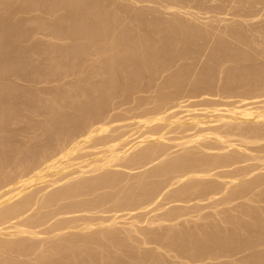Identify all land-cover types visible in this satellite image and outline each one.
Returning <instances> with one entry per match:
<instances>
[{
  "label": "rangeland",
  "instance_id": "1",
  "mask_svg": "<svg viewBox=\"0 0 264 264\" xmlns=\"http://www.w3.org/2000/svg\"><path fill=\"white\" fill-rule=\"evenodd\" d=\"M247 1L248 0H246L245 2H242V0H241V3H239L240 0H92V1H90V0H0V9H1L0 10V45L3 47V48L0 47V52H1L0 53V118L4 120V122L0 124L1 125L0 126L1 127L0 128V164H1V166H6L8 171L11 172V171H13L12 170L13 168L21 167V166H19L20 164H24V166H25V164L26 165L31 164L34 160H36L34 158H36L37 154L40 153L42 150L44 151L43 153H45V149L47 150V148H48L47 151H50V153H51V151L55 152L57 150L64 149V148L68 147L67 146L68 144L71 145V143H73L74 141L76 142L78 139H81V137H82L81 132L83 133L85 131V129L87 128V126H89L88 124L89 123L91 124L93 122H94L93 124H95L94 125L95 127H98L102 124L107 125L109 127L108 131H107L108 134H112V135L115 134V136H117L116 134L119 133V135H120V133L127 131L128 132L127 133L128 138H130V140H132L131 138L136 140L135 137H137V134L138 135L142 134V133H140V129H141V132H143L144 130H146V128L148 130L149 129L153 130L155 128V127L153 128V126H152V128H151V126H145V127L138 126V121H140V120L142 121L143 117H148L149 115H151L153 113L154 114L151 116L162 115V114L165 115V113L167 112L165 123H163V125L165 124L164 126H166V127L164 128L161 125L160 126L156 125L157 128L159 127V129H160V132H159V130H158V133L156 132V134H157L156 136H159L164 131L167 132V130L169 128H171L172 126H173V128L175 126H177L179 128V125L167 126L166 123L169 121V116L170 117L172 116V117L185 118V117H187V115H189V114L191 115L194 112L196 114H199V115L201 113L202 119L206 123H205V125H202L203 127L201 126L200 128H204V127L206 128L209 126L215 127V126H218L220 124H218V123L214 124L213 122H209V120L212 121L213 119L216 118L214 116V114H217V113L222 114V111L224 113L227 109L233 108V106L238 107V105L239 106L245 105L249 109L250 108L255 109V107H257V106L264 105V102H262V101H264V99H262V98H264V87L261 86V88H259V85H257V83L252 81L253 79L249 78L251 75V72H252V71L250 72V70H253V71H254V69L261 70L260 72L257 71L259 73V75H261L260 73H264V71H262V70H264V30H262V29H264V3H262L261 0H257V1H261V3L258 2V4H257V1H255L256 3H253L254 5L252 6L253 8L252 7L250 8V6H251L250 4L252 2H250V4H249L250 0L248 1V3H246ZM253 2H254V0H253ZM244 3H246V4H244ZM240 4L242 7H239ZM6 5H7V7H6ZM100 5H101V7H100ZM247 5L249 6V8ZM131 6H132V8H131ZM170 6L173 8H171ZM244 6L247 7V9L246 8L244 9ZM105 9H107V10H105ZM137 9H140V11L142 13L139 12V14H141V15L138 14L137 11H139V10H137ZM256 9H257V11H255ZM134 12L137 15V19H136L137 22L136 23L140 22L138 24L134 23L135 19H132L133 17L136 18V15H133V14H135ZM143 12H144V14H143ZM115 13L118 14L116 17V20H117V22L120 23L116 28L118 33L124 32L126 30L125 32H127L128 35L130 34L132 37H138V38L141 37V39H143V40H140V38H139V40L142 42L143 41L146 42V43H144V44H146V47L144 46L146 48V51L145 52L143 51L145 53V55L147 53H149L150 51H151L150 53L154 52V54H155V51H156L158 56L155 54L154 58L157 57V59L153 58V60H155V61L152 60V62L150 64V68H149L150 73L149 72L147 74L143 73L144 75L140 76L138 78V80H136V82L135 81L132 82L133 84L131 82H129V84L131 83L132 85L131 84L129 85L127 83L124 85L125 80H124V77L122 76V73H117V75L115 76L116 79L113 78L116 82L113 80L115 85L113 84V88H112L113 91L112 90H111L112 92L110 91L112 94L111 93L109 94L107 92L104 94V91L102 90V86H103L102 82H104L103 80H104L105 74L101 73V72L103 71L105 66L102 69L101 65L103 66V64L101 61H104V63H105V61H108L106 56L112 54L114 50H111V48H110L111 51L110 50L107 51L106 56L104 54L103 58L101 56L99 57L98 51L96 50L97 46H95L97 44V42L95 43V45L93 47V45H91L89 43V42H92L89 39L91 37L92 39L94 38L99 42H100V39H103L104 40L103 44H106V46L104 45L103 47H105L106 49L107 48L109 49V47H107L108 46L107 42H105V40H107V38H97L98 35L96 34V31L99 32V29L101 30L102 26L105 24V22H107L106 20L108 19L109 15L115 14ZM170 15H173V17L176 16V18L178 20L180 19V21H178V22L179 23L182 22V23H180V25H182V27L184 26L183 28L186 27L188 29L190 27L191 28L192 27L193 28L198 27L200 35L201 34L202 35L197 40H195V38H193L196 41V43L193 39H189V41L191 43H192V40L194 42L192 44L189 43L186 45L185 43H187L189 41L186 40V42L183 43L184 41L182 42L181 40H179V41H181V43L179 45L175 42L176 45H178V47L180 46L179 48L178 47L176 48L175 47L176 45L175 46L170 45V47L173 46L172 49L175 51H172L171 48L169 49V46L166 47L168 49L161 46L162 42L159 40L160 39L159 37L161 36V38L162 37L164 38V36H162L161 35L162 33L160 34L159 32L162 31L164 34V31H163V29H161L162 27L160 28L161 30H159L158 26L157 25L155 26V23L160 22V21L156 22L155 20L160 19L164 23L165 19H166L165 21L167 22V20L169 18H172V17H169ZM145 18H147V19H145ZM130 19L132 20V23H130ZM138 19H140V20L138 21ZM142 19H144V20H142ZM172 19L173 20L170 19L172 22L175 21L174 18H172ZM177 19H176V21H177ZM147 20H149V23H147L148 22ZM128 21H129V23H128ZM141 21H143V22L146 21L144 23L145 24L147 23V25L148 24L152 25L155 22L153 25L155 26V28L157 27L156 29L159 30L158 33L160 34V36H158L159 34L157 33L156 38H153L156 34L155 32H157V31L154 32L155 34H153V32H152L153 30L150 32H147L149 27L147 26L148 27L147 28L146 25H144V24L142 26L143 27L145 26V28L147 30L145 28H144L145 30H143V28H141L142 26L140 25ZM150 21H152V23ZM171 21H169V22H171ZM206 21H209L208 27L202 28V23L206 22ZM85 22L87 25L85 24ZM126 22L130 26L129 28H128V25L126 26L127 28L124 27ZM160 23H158V24H160ZM239 23L241 25L242 24H244V25L241 26ZM246 23H247V25H246ZM81 24L82 25L84 24L86 26H83V29H82ZM239 25H240V27H238ZM79 26H81V29L83 30L82 32L84 34H83V36L75 38L73 35H71L72 34L71 32H73L75 30H79V28H80ZM87 26L89 28H87ZM257 26H258V28H260L259 29L260 32H258L259 30L257 29ZM62 27H63V29H62ZM65 27L67 28V30ZM85 28H86V30L88 29L87 33H86ZM180 28H181V26H180ZM183 28H181V29H183ZM200 28H201V30H200ZM150 29H154V28L151 27ZM230 30H232V31H230ZM62 31H63V33H62ZM66 31H68L69 33ZM89 31H90V33H89ZM129 31H130V33H129ZM150 34L151 35L153 34V37ZM130 35H129V39H131ZM204 35H205V37H204ZM157 36H158V38H157ZM142 37H146V38H142ZM147 37H148V39H147ZM138 38H134V39H138ZM71 39H72V41H71ZM134 39H133V41H134ZM145 39H146V41H145ZM148 40H150V42ZM218 40H219V42L220 41L223 42V40H224V42H226V44L224 42L221 44L222 45L224 44L225 47L227 46V48H229V46H230V49L233 47L232 45H235L233 48H235L237 45L238 48H235V50L237 49L235 51L236 55L241 52L240 53L241 55L237 56V58L239 57L238 59H240V56L242 57L243 54H245L246 56L244 55V57L241 59V61L236 59V55H234V54H233V58H231L232 54L228 53L229 49H228V52H226L229 55L225 53V50L227 48H224V52H223V50L221 49V44L219 43L220 45H218V43H217ZM243 40H244V42H243ZM179 41H178V43H179ZM159 42H161V43H159ZM155 43L158 45L156 46ZM182 43L185 45L181 46ZM248 43L249 44L251 43V44L249 45ZM80 44L83 47L80 46L81 49H77L79 47H76V46H79ZM83 44L85 45V47ZM228 44H229V46H228ZM189 45L191 48L188 47ZM224 45H223V47H224ZM99 46H100V44H99ZM184 46H186L187 48ZM217 46H220V49L218 48V50H222V52L226 55L221 56V54H223V53H220V55H219L220 57L216 58V56L218 55V52L215 51L216 50L215 48H217ZM144 47H143V49H144ZM157 47H158V49H157ZM153 48L156 50L154 51ZM161 48H162V50H161ZM167 50H170V51H167ZM171 51H172V53H171ZM177 51H179V53ZM167 52L169 53L168 55H170V54L171 55L168 56L167 54H165ZM233 53H234V50H233ZM162 55H164V56L167 55L168 57L167 56L162 57ZM63 56H65V57H63ZM147 56L150 57L149 54H147ZM151 56L153 57V55H151ZM228 56H230V57L228 58ZM234 56H235V58H234ZM247 56H248V58H247ZM208 58H210V59H208ZM224 58H226V59H224ZM249 58H251V59L249 60ZM235 59L240 61V63L237 62L238 63L237 64ZM243 59L245 60V62ZM242 61L244 62L243 65L241 64ZM100 62H101V64H100ZM152 63H154V64H152ZM256 63L258 65V68L256 66ZM98 64H100V65H98ZM211 64H212V66H210ZM218 64H220V65H218ZM236 64H237V66L239 64H241V67L242 66L246 67V68L242 67L243 68L242 70H246L248 68L246 70V72L244 71L246 74L242 73V70H240L241 67L240 68L238 67L239 70L241 71L240 72L236 68L237 67ZM233 65L236 66L235 69H233L235 72L237 71L236 73H234L232 71V68H234ZM248 66H250V67H248ZM251 66H252V69H251ZM229 68H231L230 69L231 71L228 70ZM91 70H93V71H91ZM248 70H249L248 73L250 74V75L248 74L249 77L247 75ZM256 70H255V72H256ZM208 71H210V72H208ZM230 72H233L234 75ZM257 72H256V74L253 72L256 77L258 75ZM101 74H103V75H101ZM227 74H230V75L232 74L231 76H233V77L231 78V76H229ZM244 74L247 77H245ZM211 75H212V77L213 76L215 77V80H214V77L213 78L211 77ZM225 75L228 79L225 77ZM262 75H264V74H262ZM118 76H119V78H118ZM121 77H123V78H121ZM229 77H230V79H229ZM251 77L253 78V76H251ZM256 77L254 78L255 81L257 80ZM258 77L260 78V76H258ZM240 78H242V79H240ZM177 80L180 81V83L181 82L182 83L180 84L179 82H176ZM199 81H200V83H199ZM250 81L252 83H250ZM207 82H209V83H207ZM253 82L257 86V91L259 92L260 95L258 94V92H256V86L253 84ZM229 83H231V84H229ZM127 86H129V87H127ZM251 86L254 89L251 88ZM122 88H123V90H122ZM232 89H233V91H232ZM259 89H262V90H260L261 93H260ZM249 90H251V91H249ZM227 91H228V93H227ZM229 91L231 92L232 95L229 93ZM252 91H254V92H252ZM173 92L177 93L176 98H173L172 100H169V101L164 100V99H168L169 93H173ZM223 92H224V94H223ZM247 92L249 95H247ZM254 93H256V94H254ZM250 94L253 97H251ZM256 95L258 96V98ZM165 96H166V98H165ZM249 97L251 99H249ZM254 97H255V99H254ZM158 98H160V99L163 98L162 100L165 101V103L163 102V104H162V101H161V103H158V101H159ZM239 98H241L242 100ZM245 99H247V100L244 101ZM248 100L250 102H247ZM53 103H54V105H53ZM245 103L246 104L248 103V106ZM159 104H161V105H159ZM229 104H230V106H229ZM157 106L163 107V108H160L161 109L160 111L162 114L157 113V112H160L158 109L159 107H157ZM213 107H216V108L218 107L219 111L221 110L220 111L221 113L220 112H217V113L212 112ZM224 109H225V111H224ZM165 110H167V111H165ZM146 111L148 114H146ZM152 111H154V112L152 113ZM155 111H156V114H155ZM208 112H212V113H208ZM138 113H140V114H138ZM59 116H60V118H59L60 120L58 119ZM203 116H205L206 118ZM139 117H142V119L140 118L138 120ZM235 117L238 118V116H236V115H235ZM95 119H96V121H94ZM254 119H255V121H254ZM235 121H237V120H235ZM250 121H251V124H252V122H255L256 126H258V127L255 126V128H259L261 130H264V128H262V127H264V124L260 123V122L264 123V120H259L253 116ZM257 122H259V125L257 124ZM212 123H213V125H212ZM245 123H246L245 126L250 124L249 122H245ZM78 124L80 125L79 127H83V128H79ZM84 124H86V125H84ZM251 124L248 126V129H249V127L250 128L254 127V124H252V125ZM260 124H261V127H260ZM82 125H84V126H82ZM85 126H86V128H85ZM185 126L186 125L184 124V126L182 128L180 126L179 129L176 127L174 129L171 128L173 130L171 133L169 132V134H165V132H164V134L167 136V138H165V136L163 134V137H164L163 139H158V138L156 139L157 141H160L162 143H166V145H167L168 149L166 148V145L164 146L162 144L163 147H165L167 149L166 153L168 152L170 154L168 157H166V159H167L166 162H171L170 160L174 161L175 158L177 160L178 156L179 157L181 156L180 158H182L183 157L182 155H184V153H185L184 147H186V146H187V148H186L187 150L185 149L186 150V154L184 155L185 158H186V156H188V158H189L191 156V153L194 154L195 152L197 153V151L199 153L204 152V151L208 152V150H205V149L203 150V148L201 149V147L200 148H193V146L190 147V145H191L190 143H188L190 145H188V144L183 145V143L179 144V141L181 142L182 140H186V139H188V137H191V135H188V137L182 138L180 135H182L183 133H185V134H183V136L187 135V134H192L195 130H197L199 128V127L193 128L194 129L193 130L192 125L188 124L186 127ZM243 127H244V125H243ZM128 128L131 130H129ZM209 128H211V127H209ZM57 130H58V132H57ZM150 130H149V132H150ZM175 130H178V131H175ZM169 131H171V130H169ZM107 132H106V135H108ZM112 132H114V133H112ZM151 132H153V131H151ZM133 133H136V134H133ZM176 133L180 136V138H178V135ZM238 133L239 132H236L235 134H238ZM242 133H239V134L242 135ZM249 133L248 132L243 133L245 135V138H243L244 136L242 137L239 134H238L239 137L234 134L235 135V136H233L234 138H232V135H231V137L228 136L231 139L230 140L228 138L229 142H230L229 144H231L232 146L233 145H238V146L243 145L242 147H244V145H245V147L247 148L243 151V150H241L242 148L240 147L239 149L241 151H239V152L241 154H239L238 153L239 149H237L238 147H233L234 149L230 150V151H232V152H229L230 154H233L234 152H236L235 154H239L241 156H244V154H245V156L243 158L247 159V157H248L247 160H249L250 158L253 159L255 155H258V157L261 156L260 158L264 157V152L261 151V148L264 149V143H262L264 141L259 142V140H257L258 141L257 143L253 142V141H256V139L255 138L250 139L253 137H250L249 135H247ZM143 134H145V136L147 135V133H144V132H143ZM143 134H142V136L139 135L138 137H143L144 136ZM129 135H130V137H129ZM132 135H134V136H132ZM223 135H225V134L223 133ZM246 135H247V137H250V138L249 139L246 138ZM240 137L243 140H240ZM128 138H127V140L130 141ZM214 138H215V136H210V138H207V140H206V141H208V143L206 141H205V143L206 144H212L211 142H213L214 140L215 141L213 143H215L216 139H214ZM138 139H140V138H138ZM209 139H210V142H209ZM244 139H247V140H244ZM135 140H133V141H135ZM65 141H67L66 144H65ZM69 141H71V142H69ZM240 141L242 143L239 144L238 142H240ZM249 141H252V142H249ZM150 142H155V140H144L143 144H145V143L149 144ZM169 142H171V143H169ZM244 142H246V143L249 142V143L246 144ZM250 143L252 145H250ZM253 143L257 147L254 146ZM158 144H160V143H158ZM142 146H144V145H142ZM188 146H189V148H188ZM42 147H44V148L42 149ZM255 147L259 148V149H256ZM190 148H193V149H190ZM188 149H189V151L191 150L190 151L191 153L188 152ZM198 149H201L202 151H200ZM195 150H197V151H195ZM234 150H236V151H234ZM84 151H86V150H80L79 151L80 153H78V155L79 154L81 155V153H83ZM213 152L214 151H212L210 153H213ZM47 153H49V152H47ZM179 153H180V155H179ZM35 155H36V157H35ZM154 155H156L157 157H155ZM154 155H152V157L154 156L155 159L152 158L153 159L152 160L150 158V161L152 163L151 162L148 163L146 159H145V161H142L143 159L140 160V158H138L136 156V158L134 159L135 164H136V161L138 163H139V161L145 162L146 164L148 163L145 166H144L145 163H142V165H141V163L136 164V165H134V163H132L134 165V167H137V169H135L133 166L132 167L134 169L131 168V166H129V168L128 167L127 168H124V167L120 168L119 167V169H121V170H119V172H123L125 174H126V172H128L126 176H128L130 178V181L126 180L128 177L127 178H126V176L123 177L124 181H122V182H124V184L126 185L125 187H128V188L127 189L124 188V184H123V186H121V188L123 187V189H121L120 185L122 183L120 180L121 184H119V186L117 185L119 188V190H117L118 193L120 192V189L123 190L124 192H125V190L130 191L128 189L129 188L131 189L132 185H133V187L134 186L138 187L137 184L135 185V184L131 183V177H132L131 175L132 174H134V175L136 174V176H137L138 173H139V175H141L142 173H144L146 171H147L146 173H148V171L152 172V170L153 171L155 170V172H156L157 169H158L157 170V173H158V171H161V166L163 169L165 168L164 164H162V165L159 164V168H158L157 162H159V160L157 161V159H160V157L158 158L157 154H154ZM172 157H174V158H172ZM179 157H178V159H180ZM83 159L84 160L79 159V160L73 161V164L69 165L68 166L69 168L67 167L68 171H71V170H74L75 168H78V165H80V166L84 165L85 162H88V160L90 161V160L94 159V156H89V157H86ZM148 159H149V157H148ZM247 160H245L246 164L244 163V165H243V163H241V164L234 166L235 168L232 166L234 170H232V167H229L227 170L231 171V173H233L235 171L236 167H237V169H239L240 167H247L248 168V167H253V164H254V168H256L255 169L256 172H253L252 174H250L248 176H245V177L239 176L237 180H235L233 182H229L230 180H229L228 175L230 176L231 173L228 171H224V169H218L217 171H214L213 173H217L216 177L218 176V174H220L219 177L216 178L215 175H213V176L211 175L212 177L207 176V177H205V179L202 180V182H203L202 184H208V183L213 184V180H214V181H216V183L214 182V184H217V185L220 184L219 187L222 184H225L224 181H226V182H228L227 183L228 186L224 185V187H220V188H222L221 190L224 189L226 191V188H225V186H226L227 189L229 188L227 190L229 193L227 191L225 192L223 190L224 194L222 193V195L216 194L213 196H210V195L206 196V197L204 196V198L203 197L202 198H194V199H192V201L190 200L186 204H185V202L180 201V203L182 205L179 203V201L177 202L176 200H174L172 198V196H170V194L172 193L170 191L172 190L174 193V191H177L178 189H180L181 185L183 184L182 182L186 181V179L180 181L181 183H178L179 181L176 182L178 177H175L176 183L174 182L175 184L174 185L171 184L172 185L171 186V185H169V183L167 184V182L174 180V177L171 178L169 176V179H168L167 174H165L163 172H161L160 174L158 173V175H156L150 179L151 181L148 184L150 185V183L153 182V180H155V179L157 181L160 180L159 182L164 180L163 182L167 181L166 182L167 189L164 188L165 187V185H164L162 187L163 190L161 193L155 194L156 192L161 191V189L158 191L155 190V192L152 194L153 199H154V200L152 199V201H154V202H152L150 200V202L152 204H150V202L148 201L149 203L146 202L147 204H145L146 208L142 209L139 207L140 208V209L138 208L139 211L137 209H134V212L136 210L138 211V213L140 211H142L139 213L140 219H142L143 217H145V220L147 218H149V219L153 218V219H155L154 220L155 222L154 223L150 222L151 224L148 222V224H145L147 222L144 221V219H142L143 221L138 219L136 221V223L134 221L135 225H133L134 223H132V222L134 219L131 220L130 216L127 215L125 212V211L128 212V210L124 209L125 211H123V209H122L121 211H118L116 213V215L120 216L119 217L120 220H119V218L117 219L120 222H117V223L118 224L120 223V224L119 225L117 224V228H115L116 224L111 226V227H114L116 230L119 229V227L123 228L125 230V232L121 228H120V230H118V232L121 231L119 234H122V235H123V233L125 234L126 231L131 230V228H133V226H134L136 231H134L133 230L134 228H133L131 231L130 237L128 239L124 238L121 241L116 242L117 244H115V242H110L106 239H100V238H99L100 242L103 241L102 244L99 242V240L97 242H95V241L93 242V240L91 241V239H87V240L81 239V241L76 240V242H74V241L70 242L68 240V238L71 235H73L74 232L78 236L81 235L82 237L87 238L86 235L88 236L91 232L90 236H92V233L94 231V232H96V234L93 233V236L95 235L98 237L99 232L97 229L100 230V228H102V227L99 224L95 225L94 223H93V225H91L92 226V227H90L91 229H86V230L84 229L81 231H79L78 228L68 229V231L67 230L65 232L63 231L64 233H61V234L56 233L57 236L55 235L54 232L53 233H43V234L40 233L37 236H32V235H27V234L16 236V235L12 234L13 229H9V231H7V230L3 231L4 234L2 235V237L7 241H11V240L13 241L14 240L13 242H18L20 244H23V247L21 249L15 248V247L5 248V250L1 249L0 250V256L2 255V257H0V258L4 261H8L11 263L17 262V264L18 263H20V264H25V263L26 264H39V262L42 261L43 260L42 258H44V257H45L44 260L45 259L46 260L44 262H40V264H45V263L50 264L51 262H52L51 264H56L57 262H58V264H64L65 261H67V264L69 262H71V264L72 263L73 264H77V263L78 264H89V263L90 264H92V263L93 264H99V263L100 264H264V226H261V224L264 223V213H262V212H264V210H262V209H264V200H262V198H264V187H262V186L255 187L256 189L253 188L254 190H252L251 192L249 191L246 194H244L242 192H239V193L237 192L239 185H240L239 181L241 183H243L245 180L249 179L251 176L253 177L254 173H255L254 176L256 174H258V175L264 174V171H262V170H264V168H261V167H264V162H262L258 159H255V161L251 160V159H250L251 161L250 160L247 161ZM19 161H20V164H19ZM251 162H252V164H251ZM138 166H139V168H138ZM152 167L157 168V169H153ZM3 168H5V167H3ZM113 168H116V167H113ZM122 168H123V170H122ZM130 168H131V170H130ZM83 169L86 170V169H88V167H84ZM221 170L223 171L222 173L219 172ZM15 171H16V169H15ZM21 171L23 173H25L24 170H21ZM117 171H118V169H117ZM95 172H96V174H98L100 171H94V172H88V173L85 172V173L90 176L91 173L92 174L94 173L93 175H95ZM50 173L51 172H47V174H50ZM123 173H121V174H123ZM92 174H91V176H92ZM57 175H59V174H56L53 177H55ZM162 175H166V176L162 177ZM194 175L193 174L189 175L190 176L189 179L190 180L196 179ZM221 175H222V177H221ZM53 177L47 176L46 178L51 179ZM83 177H85L84 174H83ZM191 177H194V178H191ZM208 177H209V179H208ZM164 178H166V180ZM221 179H222V181L223 180L224 181L222 182ZM241 179H242V181H241ZM1 180L2 179L0 178V183H1ZM125 180L127 181V183L125 182ZM132 180H133V178H132ZM70 181H74V180L71 179ZM134 181H132V182H134ZM205 181H206V183H205ZM209 181H211V182H209ZM171 183H173V181H171ZM233 183H235V184H233ZM148 184L146 186H149ZM1 185L2 184H0V191L7 188V186H1ZM36 185H38V186L40 185V187H41L42 184L41 183L34 184V186H36ZM50 187H52V186H50ZM54 187H57V186H54ZM54 187H52L51 189H53ZM177 187H178V189H177ZM232 187H233L234 191L232 189L230 190V188H232ZM114 188L115 187H112V189L101 188V190H99V191L97 190V192L95 190L94 191L95 193H93V194L90 193L91 195H89V196L85 194L84 195L85 197H84L82 194L81 197H78V198L82 200L83 197L86 199L89 197L97 196L98 194H100V192L103 191L101 193L103 196L104 195H107L108 197L111 196L109 198V201H110L114 198L113 196L116 195V193H117V191H115ZM234 188H236V189H234ZM46 189H48V191H49V187ZM138 189H140V187H138ZM109 190H111V191L114 190V191L111 192ZM132 190H137V189L132 188ZM256 191H258L257 193H259V191H260V193L258 194V195H260L259 197L256 196L257 195ZM114 192H116V193H114ZM112 193H114V194H112ZM164 193H165V195H164ZM250 193H252V194H250ZM136 194H139V193L137 192ZM154 194L156 196V199L154 197ZM226 194H229V196L231 195V197L233 196L235 200L231 199L232 200V201L230 200L231 204L230 203L225 204V205H224V203L222 205L217 204V202H219V200H221L222 198L224 199L225 196H227ZM247 194H249V195H247ZM245 195H247V196H245ZM107 196H104V198L106 199ZM137 196L138 195H136V197ZM139 196H141V195H139ZM139 196H138V198H142V196L141 197H139ZM219 196H222V197H220L221 199L218 198ZM215 197H217V198H215ZM138 198H137V200H139ZM158 198H159V201L157 200ZM166 198H168V199H166ZM171 198L173 199V201ZM161 200H164V201L160 202ZM143 201H144V199H142V202ZM212 201H213V203H212ZM106 202L108 203V200ZM167 202H168V204H167ZM163 203H165L166 205H164ZM188 203H190V204H188ZM178 204L180 205V207ZM194 204H195V206L193 207ZM216 204L218 205L217 207H216ZM105 205L107 206L106 203H105ZM143 205H144V203H143ZM151 205L152 206L154 205V206L152 207ZM209 205L211 207H209ZM106 206H104V207H106ZM108 206H109V204H108ZM145 206H143V207H145ZM156 206L157 207H163L164 206L163 208H165V209L160 208V210H159V208H157V209H155V211L150 212L151 209L155 208ZM176 207H179V208H176ZM191 207H193L194 209ZM195 207H199V208H195ZM200 207L202 208L203 211L201 210ZM248 208H249V210H248ZM255 208H257L259 210L255 209ZM148 209L150 210L149 212H147L148 214L144 213ZM169 209L170 210L173 209L174 213H172V215H170V216L173 219L175 217V216L173 217V215L175 214L176 219L174 218L172 220L171 218H168L164 221L158 220L162 223L156 221L158 216L159 217H160V215L162 216V213L166 214L167 212L170 211ZM198 209H200V210H198ZM221 209H223V211H225V212L221 213L222 212ZM251 209H253V210L251 211ZM260 209L262 210V212ZM167 210H169V211H167ZM177 210H179L178 211L179 213L177 212ZM194 211L196 213H194ZM249 211L251 212V214H256V215L253 216L250 214V216H248L250 213ZM30 212H32V211H30ZM156 212L159 215H157ZM164 212H166V213H164ZM198 212H199V214H198ZM202 212H203V216H202ZM216 212H219L222 215L226 214V213L227 214H226V217H225V215H223V217H225V218H223L221 214H218V213L215 214ZM82 213L83 212H81V213L77 212V214L79 216H81L83 214L84 215L87 214L85 212L83 214ZM74 214L77 216L76 213H74ZM74 214H72V216ZM95 214H96V212H95ZM102 214L104 215L105 213H102ZM102 214L100 215V213L97 212V216L95 215V217H98V215L103 216ZM180 214L183 215V217ZM87 215H91V214H87ZM109 215H110V213H109ZM154 215H155V217H153ZM177 215H180V217L178 216V218H177ZM63 216L64 215H62V217ZM69 216H71V215H69ZM127 219H129V220H127ZM139 221H140V223H139ZM50 222H52V220ZM97 222H98V220H95V223H97ZM129 222L131 223L130 225H129ZM125 224H127V225H125ZM128 225L131 228H129ZM262 225H264V224H262ZM210 226H211V228L212 227L213 228L218 227L217 228L218 230L221 228L220 230H222V231L219 230L220 232H223L226 230L224 233H227L229 231L227 234H233V235H235L234 236L235 238L233 239V241L231 240L230 242H227V243L225 242V244L208 245V240H209V238L211 239V237H210V234L207 233L205 230H206V228L208 229V227H209L208 230H210L211 229ZM45 227L46 226H44V228ZM260 227L262 228V230L260 229ZM80 228H81V226H80ZM172 228H173V230H172ZM41 229H39V230H41ZM169 230H172L175 233L187 231V234L192 235L191 238L193 240L196 239L201 253L198 254L197 256H193L192 254L189 255L190 252H188L186 249L184 250V247L170 245V243H169L170 242V236H168V234H167L169 232ZM97 232H98V234H97ZM188 232H190V233H188ZM200 232L201 233L203 232V233L201 234ZM70 233H71V235H70ZM83 234H86V235L84 236ZM90 236H88V237H90ZM88 240H89V242H88ZM104 240H106V241H104ZM56 241H58V242H56ZM78 241L83 242V243H80ZM106 242H110L113 245H116L117 247L116 246L113 247L112 244L106 243ZM75 243H77V245L79 244V246L83 245L84 243L85 244L87 243V244L86 245L84 244V246H86V247L81 246L83 248L82 249L81 247L77 246ZM91 243H93V244H91ZM54 244L56 245L57 248L60 246L58 248V250L53 249L55 247ZM109 244L112 246V247L110 246L112 251L111 250L108 251ZM51 245H53L52 248H51ZM87 245H89L90 247ZM97 245L99 246V248ZM63 246H66V247L63 248ZM77 247H79V248H77ZM88 247H89V249H87ZM49 250H51V252H53V253H51ZM56 250L59 252H56ZM82 250L83 251L85 250V251L83 252ZM109 252H111V254H109ZM45 253H46V256H44ZM55 253L57 256L55 255ZM49 254H51V256ZM52 254H54V255H52ZM49 256L53 257V258L51 259V258H49ZM54 256H55L56 260L54 259ZM58 256L60 259L57 258ZM71 256L74 259L71 258ZM96 256L98 257L97 259H96ZM48 258H49V260H54V261H51L50 263H48L49 262ZM70 258L73 259L74 262ZM68 259H69V261H68ZM58 260H60V261H58Z\"/></svg>",
  "mask_w": 264,
  "mask_h": 264
},
{
  "label": "bare ground",
  "instance_id": "2",
  "mask_svg": "<svg viewBox=\"0 0 264 264\" xmlns=\"http://www.w3.org/2000/svg\"><path fill=\"white\" fill-rule=\"evenodd\" d=\"M90 1H92V0H90ZM246 1V0H245ZM244 0H242V2H245ZM249 1V0H248ZM248 1L246 2V3H248ZM255 1H257V0H254V2H253V0L251 1H249V4H250V2H252L250 5V8L254 5L253 3H256ZM262 1V3H264V0H261ZM261 1H257V4H258V2H260L261 3ZM8 2V1H7ZM10 2V1H9ZM12 2V1H11ZM84 2V1H83ZM38 3V2H37ZM176 3V2H175ZM239 3H241V0H240V2ZM246 3H244V4H246ZM259 3V4H260ZM5 4V3H4ZM12 4V3H11ZM83 5V4H82ZM86 5V4H85ZM84 5V6H85ZM96 5V4H95ZM173 5V4H172ZM178 5V4H177ZM211 6V5H210ZM214 6V5H213ZM237 6V5H236ZM248 6V5H247ZM256 6V5H255ZM254 6V7H255ZM2 7V6H1ZM6 7H7V5H6ZM86 7V6H85ZM100 7H101V5H100ZM107 7V6H106ZM171 7V6H170ZM239 7H242L241 6V4H240V6ZM257 7V6H256ZM128 8V7H127ZM131 8H132V6H131ZM171 8H173V7H171ZM247 9V7H245L244 6V9ZM248 8H249V6H248ZM253 8V7H252ZM102 9V8H101ZM141 9V8H140ZM140 9H137V10H139V11H137L138 12V14H139V12L140 13H142L141 11H140ZM240 9V8H239ZM243 9V8H242ZM1 10V9H0ZM105 10H107V9H105ZM252 10V9H251ZM240 11V10H239ZM255 11H257V9L255 10ZM103 12V11H102ZM117 12V11H116ZM112 13V12H111ZM133 13V12H132ZM135 13V12H134ZM5 14V13H4ZM143 14H144V12H143ZM249 14V13H248ZM253 14V13H252ZM83 15V14H82ZM116 15V16H115ZM117 15L118 14H110L109 15V17H108V19L106 20L107 22H105V24L102 26V28H101V30L99 29V32H97L96 31V34L98 35V37L97 38H107V40H105V42H107V44H108V46L107 47H109V49L107 50L105 47H103L104 45L106 46V44H103V42H104V40L103 39H100V42L99 41H97L96 39H92L91 37H90V41H92V42H89L91 45H93V47H94V45H95V43L97 42V44L95 45V46H97V51H98V54H99V57L101 56L102 58L104 57V54H105V56H106V52L107 51H109L110 50V48H111V50H114L113 51V53L112 54H110V55H108V56H106L107 57V59H108V61H105V63H104V61H101L102 62V64H103V66L101 65V67H102V69H103V67H104V69H103V71L101 72V73H104L105 75H104V82H102L103 83V86H102V90L104 91V94L107 92V93H111L113 90H112V88H113V84L115 85V83L113 82V78H115V76L117 75V73H122V76L124 77V85L127 83V84H129V82H136V80H138V78L140 77V76H142V75H144L143 73H148L149 72V68H150V64H151V62H152V60H153V58L155 57V54L157 55V53H156V49H154V51H155V54H154V52L153 53H147V54H149L150 55V57H148L147 56V54L145 55V51H146V44H144V43H146V42H142V41H140V40H143V39H141V37H139L140 38V40H139V38L138 37H132L130 34V38L132 39H129V35H128V33L127 32H121V33H118V31L116 30V28H117V26L120 24L119 22H117V20H116V17H117ZM133 15H136V13L135 14H133ZM139 15H141V14H139ZM102 16V15H101ZM132 16V15H131ZM98 17V16H97ZM120 17V16H119ZM133 17V16H132ZM143 17V16H142ZM168 17V16H167ZM166 17V18H167ZM169 17H172V18H174L175 19V21H171V20H173L172 18H169ZM167 19V22L164 20V23L162 22V20H160V19H156L155 21L156 22H158V21H160V22H158V23H160V24H158V23H155V26L157 25L158 26V29L159 30H161V29H163V31H164V34H163V32L162 31H160L159 32V30L158 29H156L155 28V26L153 27L152 25H147V23H149V20H147L148 22L145 24L144 22H146V21H141V26L144 24V25H146V27L148 28V30L145 28V26L143 27H141V28H143V30H147V32H150V31H152L153 32V34H155V36L153 37V34L151 35L153 38H156V35H157V33L159 32L162 36H164V38L162 37L161 38V36H160V34L158 35V36H160L159 38V40L162 42H159V43H161V46L162 47H164V48H166V47H168L169 46V49L171 48V50L172 51H175V50H173L172 49V47H170V45H176V43L179 45L180 43H181V41L183 42V43H185L186 42V40L187 41H189V39H193V38H195V40H197L198 38H200V36L202 35H200V32H199V30H198V27H196V28H183L182 27V25H180V23H182V22H178V21H180V19L178 20L177 18H176V16L175 17H173V15H170ZM104 18V17H103ZM132 19H135L134 20V23H136L137 21H136V19H137V15H136V18H132ZM145 19H147V18H145ZM163 19V18H162ZM171 19V20H170ZM176 19H177V21H176ZM184 19V18H183ZM102 20V19H101ZM140 19H138V21H139ZM142 20H144V19H142ZM119 21V20H118ZM153 21V20H152ZM152 21H150L151 23H152ZM169 21H171V22H169ZM183 21V20H182ZM3 22V21H2ZM97 22V21H96ZM123 22V21H122ZM208 22L209 21H206V22H203L202 23V28H207L208 27ZM74 23V22H73ZM88 23V22H87ZM98 23V22H97ZM102 23V22H101ZM104 23V22H103ZM127 23V22H126ZM125 23V25H124V27L125 28H127L126 26L128 25V23H129V21H128V23L126 24ZM130 23H132V20L130 19ZM138 23H140V22H138ZM138 23H136V24H138ZM253 23V22H252ZM42 24V23H41ZM85 24H86V22H85ZM90 24V23H89ZM88 24V25H89ZM240 24V23H239ZM250 24V23H249ZM3 25V24H2ZM35 25V24H34ZM82 25V24H81ZM87 25V24H86ZM86 25H82V29H83V26H86ZM93 25V24H92ZM91 25V26H92ZM131 25V24H130ZM133 25V24H132ZM184 25V24H183ZM241 25V24H240ZM240 25L238 26V27H240ZM242 25H244V24H242ZM241 25V26H242ZM246 25H247V23H246ZM95 26V25H94ZM101 26V25H100ZM123 26V25H122ZM152 28H154V29H150L151 27ZM180 26H181V28H183V29H181L180 28ZM193 26V25H192ZM200 26V25H199ZM80 28H79V30H75V31H73V32H71L72 34L71 35H73L75 38H78V37H80V36H83V30L81 29V26H79ZM130 26L128 25V28H129ZM162 27V28H161ZM260 27V26H259ZM66 28V27H65ZM87 28H89L88 26H87ZM119 28V27H118ZM145 28V29H144ZM161 28V29H160ZM62 29H63V27H62ZM78 29V28H77ZM185 29V30H184ZM231 29V28H230ZM233 29V28H232ZM257 29L259 30L260 28H258V26H257ZM256 29V30H257ZM24 30V29H23ZM66 30H67V28H66ZM85 30H86V28H85ZM124 30V29H123ZM130 30V29H129ZM200 30H201V28H200ZM262 30H264V29H262ZM65 31V30H64ZM87 31H88V29L86 30V33H87ZM155 31H157V32H155ZM186 31V32H185ZM230 31H232V30H230ZM24 32V31H23ZM66 32H68V31H66ZM155 32V33H154ZM203 32V31H202ZM258 32H260V30L258 31ZM3 33V32H2ZM62 33H63V31H62ZM69 33V32H68ZM89 33H90V31H89ZM129 33H130V31H129ZM254 33V32H253ZM20 34V33H19ZM24 34V33H23ZM143 34V33H142ZM204 34V33H203ZM255 34V33H254ZM261 34V33H260ZM55 35V34H54ZM24 36V35H23ZM62 36V35H61ZM158 36H157V38H158ZM254 36V35H253ZM20 37V36H19ZM54 37V36H53ZM89 37V36H88ZM94 37V36H93ZM150 37V36H149ZM204 37H205V35H204ZM82 38V37H81ZM86 38V37H85ZM134 38H138V39H134ZM142 38H146V37H142ZM152 38V39H153ZM202 38V37H201ZM220 38V37H219ZM92 39V40H91ZM133 39H134V41H133ZM147 39H148V37H147ZM14 40V39H13ZM99 40V39H98ZM139 40V41H138ZM154 40V39H153ZM179 40H181V41H179ZM194 40V39H193ZM192 40V43L195 41H193ZM216 40V39H215ZM2 41V40H1ZM71 41H72V39H71ZM137 41V42H136ZM145 41H146V39H145ZM149 42H150V40H148ZM178 41H179V43H178ZM11 42V41H10ZM76 42V41H75ZM87 42V41H86ZM152 42V41H151ZM176 42V43H175ZM216 42V41H215ZM223 42H224V40H223ZM223 42H219V40L217 41V43H218V45H220L221 43H223ZM243 42H244V40H243ZM242 42V43H243ZM252 42V41H251ZM148 43V42H147ZM157 43V42H156ZM155 43V45L157 46L158 44H156ZM175 43V44H174ZM181 44V46L182 45H187V44H189V43H191L190 41L189 42H187V43H185V44ZM191 43V44H192ZM195 43H196V41H195ZM198 43V42H197ZM220 43V44H219ZM225 44H226V42H224ZM233 43V42H232ZM237 43V42H236ZM99 44H100V46H99ZM103 44V45H102ZM152 44V43H151ZM200 44V43H199ZM215 44V43H214ZM249 44V43H248ZM251 44V43H250ZM249 44V45H250ZM253 44V43H252ZM84 45V44H83ZM148 45V44H147ZM154 45V44H153ZM154 45V46H155ZM178 45H176L175 47L177 48L178 47ZM224 45V44H223ZM223 45L221 44V49L223 50V52H224V48H227V46L225 47V45H224V47H223ZM72 46V45H71ZM81 44L79 45V46H76V47H79V48H77V49H81V47H83V46H81ZM87 46V45H86ZM145 46V47H144ZM152 46V45H151ZM153 46V47H154ZM155 46V47H156ZM160 46V45H159ZM216 46V45H215ZM228 46H229V44H228ZM233 47L235 46V45H232ZM231 46V47H232ZM0 47H2L1 45H0ZM18 47V46H17ZM73 47V46H72ZM75 47V48H76ZM84 47H85V45H84ZM143 47H144V49H143ZM180 47V46H179ZM178 47V48H179ZM184 47H186V46H184ZM183 47V48H184ZM188 47H190V45L188 46ZM223 47V48H222ZM232 47V48H233ZM3 48V47H2ZM19 48V47H18ZM96 48V47H95ZM163 48V49H164ZM187 48V47H186ZM185 48V49H186ZM191 48V47H190ZM218 48L220 49V46H217V48H215L214 50L215 51H217L218 52V55L216 56V58L217 57H220L219 55H220V53H223L222 52V50H218ZM230 49V46H229V48H227L226 50H225V53L226 52H228V49H229V54H232L231 55V58H233V54L234 55H236V53H235V51L237 50H235V48H238L237 47V45H236V47L235 48H233V49ZM86 49V48H85ZM116 49V50H115ZM157 49H158V47H157ZM160 49V48H159ZM166 49H168V48H166ZM193 49V48H192ZM110 50V51H111ZM161 50H162V48H161ZM165 50V49H164ZM177 50V49H176ZM180 50V49H179ZM232 50V51H231ZM233 50H234V53H233ZM52 51V50H51ZM65 51V50H64ZM93 51V50H92ZM144 51V52H143ZM166 51V50H165ZM167 51H170V50H167ZM172 51H171V53H172ZM185 51V50H184ZM214 51V52H215ZM220 51V52H219ZM82 52V51H81ZM80 52V53H81ZM96 52V51H95ZM160 52V51H159ZM158 52V53H159ZM178 53H179V51H177ZM189 52V51H188ZM247 52V51H246ZM1 53V52H0ZM60 53V52H59ZM79 53V52H78ZM161 53V52H160ZM181 53V52H180ZM228 53H226V54H228ZM241 53V52H240ZM240 53H238L237 55H236V59H238L237 58V56L238 55H241ZM69 54V53H68ZM97 54V55H98ZM164 54V53H163ZM165 54H169L168 52L167 53H165ZM164 54V55H165ZM182 54V53H181ZM216 54V53H215ZM226 54H221V56L222 55H226ZM228 54V55H229ZM151 55H153V57L151 56ZM161 55V54H160ZM164 55H162V57H166V56H164ZM171 55V54H170ZM170 55H168V56H170ZM244 55L245 54H243L242 55V57L240 56V59H238V60H240L241 61V59L244 57ZM90 56V55H89ZM95 56V55H94ZM158 56V55H157ZM167 56V57H168ZM181 56V55H180ZM215 56V55H214ZM246 56V55H245ZM63 57H65V56H63ZM105 57V58H106ZM173 57V56H172ZM175 57V56H174ZM183 57V56H182ZM226 57V56H225ZM230 56H228V58H229ZM212 58V57H211ZM227 58V57H226ZM226 58H224V59H226ZM234 58H235V56H234ZM246 58V57H245ZM244 58V59H245ZM247 58H248V56H247ZM254 58V57H253ZM56 59V58H55ZM101 59V58H100ZM154 59H157V57L156 58H154ZM208 59H210V58H208ZM235 59V60H236ZM243 59V60H244ZM251 58H249V60H250ZM104 60V59H103ZM106 60V59H105ZM231 60V59H230ZM234 60V61H235ZM238 60H236V63L237 62H239L240 63V61H238ZM246 60V59H245ZM245 60H244V62H245ZM16 61V60H15ZM153 61H155V60H153ZM211 61V60H210ZM227 61V60H226ZM233 61V60H232ZM231 61V62H232ZM98 62V61H97ZM101 62H100V64H101ZM216 62V61H215ZM221 62V61H220ZM225 62V61H224ZM243 61L241 62V64L243 65V63H244ZM155 63V62H154ZM154 63H152V64H154ZM214 63V62H213ZM219 63V62H218ZM235 63V62H234ZM100 64H98V65H100ZM221 64V63H220ZM220 64H218V65H220ZM223 64V63H222ZM238 64V63H237ZM237 64H236V66H237ZM241 64H239L237 67L236 66H234V68H232V71L234 72V73H236L233 69H235V67L239 70V68L241 67ZM97 65V66H98ZM228 65V64H227ZM27 66V65H26ZM153 66V65H152ZM210 66H212V64L210 65ZM256 66H257V68H258V65H257V63H256ZM228 67V66H227ZM239 67V68H238ZM242 67H245V66H242ZM240 68V70H242L243 68ZM248 67H250V66H248ZM94 68V67H93ZM99 68V67H98ZM97 68V69H98ZM206 68V67H205ZM214 68V67H213ZM226 68V67H225ZM231 68H229L228 70H230ZM246 68V67H245ZM244 68V69H245ZM261 68V67H260ZM7 69V68H6ZM248 69V68H247ZM246 69V70H247ZM250 69V68H249ZM251 69H252V66H251ZM148 70V71H147ZM220 70V69H219ZM239 70V71H240ZM246 70H242V73H245L246 72ZM255 70L256 69H254V71L253 70H250V72H251V75L248 73L249 72V70L247 71V75L249 74L250 75V77H249V75H248V77L249 78H251V79H253L252 81H254L255 83H257V85H259V88H261V86L262 87H264V75H262V74H264V73H260L261 75H259V73L257 72V71H261V70H256V72L258 73V75H257V77L258 76H260V78L258 77H256L255 75H254V73L256 74V72H255ZM91 71H93V70H91ZM147 71V72H146ZM206 71V70H205ZM213 71V70H212ZM231 71V70H230ZM245 71V72H244ZM262 71H264V70H262ZM208 72H210V71H208ZM226 72V71H225ZM233 72H230V73H232L233 75H234V73ZM241 72V71H240ZM254 72V73H253ZM4 73V72H3ZM150 73V72H149ZM229 73V72H228ZM200 74V73H199ZM210 74V73H209ZM214 74V73H213ZM231 74V75H232ZM238 74V73H237ZM246 74V73H245ZM244 74V76L245 77H247L246 75ZM101 75H103V74H101ZM201 75V74H200ZM220 75V74H219ZM227 75H229V76H231L230 74H227ZM240 75V74H239ZM238 75V76H239ZM199 76V75H198ZM251 76H253V78L251 77ZM256 77V81L254 80V78ZM123 77H121V78H123ZM200 77V76H199ZM202 77V76H201ZM211 77H212V75H211ZM214 77V76H213ZM212 77V78H213ZM224 77V76H223ZM225 77H226V75H225ZM233 76H231V78H232ZM241 77V76H240ZM118 78H119V76H118ZM177 78V77H176ZM227 78V77H226ZM235 78V77H234ZM116 79V78H115ZM207 79V78H206ZM209 79V78H208ZM228 79V78H227ZM229 79H230V77H229ZM240 79H242V78H240ZM123 80V79H122ZM144 80V79H143ZM180 80V79H179ZM214 80H215V77H214ZM226 80V79H225ZM249 80V79H248ZM115 81V80H114ZM175 81V80H174ZM210 81V80H209ZM213 81V80H212ZM223 81V80H222ZM246 81V80H245ZM116 82V81H115ZM123 82V81H122ZM176 82H179L180 83V81H176ZM203 82V81H202ZM236 82V81H235ZM254 82H253V84H254ZM120 83V82H119ZM130 83V84H131ZM171 83V82H170ZM169 83V84H170ZM182 83V82H181ZM180 83V84H181ZM199 83H200V81H199ZM207 83H209V82H207ZM223 83V82H222ZM250 83H252L251 81H250ZM129 84V85H130ZM133 84V83H132ZM131 84V85H132ZM139 84V83H138ZM173 84V83H172ZM198 84V83H197ZM229 84H231V83H229ZM80 85V84H79ZM137 85V84H136ZM206 85V84H205ZM252 85V84H251ZM255 85V84H254ZM134 86V85H133ZM207 86V85H206ZM219 86V85H218ZM222 86V85H221ZM226 86V85H225ZM256 86V85H255ZM127 87H129V86H127ZM138 87V86H137ZM237 87V86H236ZM235 87V88H236ZM133 88V87H132ZM227 88V87H226ZM234 88V89H235ZM251 88H253L252 86H251ZM121 89V88H120ZM209 89V88H208ZM230 89V88H229ZM254 89V88H253ZM2 90V89H1ZM112 90V91H111ZM122 90H123V88H122ZM179 90V89H178ZM177 90V91H178ZM214 90V89H213ZM260 90H262V89H259V91ZM111 91V92H110ZM232 91H233V89H232ZM249 91H251V90H249ZM255 91V90H254ZM254 91H252V92H254ZM124 92V91H123ZM214 92V91H213ZM216 92V91H215ZM256 92H258L257 91V86H256ZM132 93V92H131ZM227 93H228V91H227ZM229 93L231 94V92L229 91ZM234 93V92H233ZM260 93H261V91H260ZM112 94V93H111ZM176 94V95H175ZM223 94H224V92H223ZM237 94V93H236ZM254 94H256V93H254ZM258 94H259V92H258ZM257 94V95H258ZM226 95V94H225ZM232 95V94H231ZM240 95V94H239ZM243 95V94H242ZM246 95V94H245ZM247 95H249L248 94V92H247ZM246 95V96H247ZM256 95V96H257ZM260 95V94H259ZM104 96V95H103ZM111 96V95H110ZM176 96H177V93H169V95H168V99H164V100H172L173 98H176ZM227 96V95H226ZM234 96V95H233ZM241 96V95H240ZM244 96V95H243ZM250 96L251 97H253L251 94H250ZM262 96V95H261ZM160 97V96H159ZM232 97V96H231ZM242 97V96H241ZM245 97V96H244ZM248 97V96H247ZM164 98V97H163ZM163 98H158L159 99V101H158V103H161V101H162V104H163V102L165 103V101H163L162 99ZM165 98H166V96H165ZM257 98H258V96H257ZM260 98V97H259ZM239 99H241V98H239ZM249 99H251L250 97H249ZM254 99H255V97H254ZM253 99V100H254ZM262 99H264V98H262ZM261 99V100H262ZM242 100V99H241ZM247 99H245L244 101H246ZM240 101V100H239ZM259 101V100H258ZM247 102H250L249 100L247 101ZM254 102V101H253ZM256 102V101H255ZM262 102H264V101H262ZM168 103V102H167ZM233 103V102H232ZM235 103V102H234ZM252 103V102H251ZM250 103V104H251ZM157 104V103H156ZM237 104V103H236ZM235 104V105H236ZM246 104V103H245ZM53 105H54V103H53ZM159 105H161V104H159ZM247 106H248V103L246 104ZM163 106V105H162ZM159 107V106H157V107H159L158 109H159V111L161 110L160 108H163V107ZM175 106V105H174ZM217 106V105H216ZM219 106V105H218ZM229 106H230V104H229ZM233 106V105H232ZM253 106V105H252ZM257 106V105H256ZM167 107V106H166ZM59 108V107H58ZM165 108V107H164ZM152 109V108H151ZM61 110V109H60ZM146 110V109H145ZM203 110V109H202ZM205 110V109H204ZM63 111V110H62ZM165 111H167V110H165ZM170 111V110H169ZM211 111V110H210ZM221 111V110H220ZM219 111V109H218V107L216 108V107H213V109H212V112H214V113H217V112H220ZM224 111H225V109H224ZM143 112V111H142ZM154 111H152V113H153ZM212 112H208V113H212ZM60 113V112H59ZM150 113V112H149ZM157 113H161V111L160 112H157ZM167 113V112H166ZM165 113V115L164 114H162V115H154V116H151V115H153V114H151V115H147L148 117H143V119H142V117H139L138 118V120L141 118L142 119V121L140 120V121H138V126H141V127H145V126H151V128H152V126H153V130H150V132L151 131H153V132H149V130L146 128V130H142L144 133H147V135L145 136V134H143V132H141V129H140V133H142L144 136L143 137H138L139 135L140 136H142V134H137V137H135L136 138V140L135 139H133V138H131L132 140H130V138H128V135H127V131H125V132H122V133H120V135H119V133L118 134H116L117 136H115V134H108V126L107 125H104V124H102V125H100V126H98V127H95L94 125L95 124H93V123H89L88 125L89 126H87V128H86V126H85V131L82 133L81 132V139H78L76 142L74 141L73 143H71V145L70 144H68L67 146L68 147H66V148H64V149H60V150H57V151H55V152H53V151H51V153H50V151H47L48 150V148H47V150L45 149V153H43L44 151L42 150L40 153H38L37 154V157H36V155H35V157L36 158H34V159H36V160H34L31 164H28V165H26L25 164V166H24V164H20V161H19V166H21V167H16V168H13L12 170L13 171H11V172H9L8 171V169H7V167L6 166H1V164H0V178L2 179L1 180V183L0 184H2L1 186H7V188L6 189H4V190H1L0 191V250L1 249H4L5 250V248H12V247H15V248H19V249H21L22 247H23V244H20V243H18V242H13L12 240L11 241H7V240H5L3 237H2V235L4 234L3 233V231L4 230H7V231H9V229H13V232H12V234H14V235H16V236H20V235H23V234H27V235H32V236H37V235H39L40 233L41 234H43V233H55V235H56V233L57 234H61V233H64L66 230L68 231V229H74V228H78L79 229V231H81V230H86V229H91L90 227H92L91 225H93V223L96 225V224H99L102 228H100V230L99 229H97L98 230V232H99V234H98V232H97V234H98V237L97 236H93V233L94 234H96V232H94L93 231V233H92V236H90V234H91V232H90V234L88 235V236H90V237H88L86 234H83L84 236L86 235V237L87 238H85V237H82L81 235H76V233L74 232V234L73 235H71V233H70V237L68 238V240L71 242H76V240H80L81 241V239H84V240H87V239H91V241L93 240V242L95 241V242H97L98 240H99V238L100 239H106V240H108V241H110V242H115V244H117L116 242H119V241H121L122 239H124V238H126V239H128L129 237H130V234H131V231H132V229L134 228V226H133V228H131L129 225L131 224L130 222H129V228H131V230H129V231H126V233L124 234L123 233V235L122 234H119L120 232H118V230H120V228L121 227H119V229H115V228H117V222H120L119 220H120V216H117L116 215V213L118 212V211H121L122 209H123V211H125L124 209H126V210H128V212L127 211H125L126 212V214L127 215H129L130 216V219L131 220H133V222L132 223H134V221H135V223H136V221L139 219V220H141V221H143L142 219H144V221H146L147 223H145V224H148V222L150 223V222H152V223H154L155 221V219H153V218H151V219H149V218H147L146 220H145V217H143L142 219H140V212H142V211H140L139 213H138V208L140 207V208H142V209H144V208H146V206H145V204H147L146 202H150V200L152 201V199H153V193L155 192V190L156 191H158V190H160L161 189V191H158V192H156L155 194H157V193H161L162 192V190H163V186L165 185V187L164 188H166L167 189V185H166V182L167 181H165V182H163V181H161V182H159V181H157L156 179V181L155 180H153V182H151L150 183V185L148 184L151 180V178H153L154 176H156V175H158V173L160 174L161 172H163V173H165V174H167V176H168V179H169V176L171 177V178H173L174 177V180H171V181H173V183H171V181H169V182H167V184L169 183V185H174L176 182H178V183H181L180 181H182V180H184V179H186V181H184V182H182L183 184L181 185V187H180V189H178V187H177V191H174V193H173V191L171 190L170 192H172L171 194H170V196H172V198L174 199V200H176L177 202L179 201V203H180V201H183V202H185V204L187 203V202H189L190 200L192 201V199H194V198H204V196L206 197V196H213V195H222V193L224 194V191L223 190H221L222 188H220V187H224V185H226V186H228V182H226V181H224V183L225 184H222L220 187H219V185L220 184H214V182L216 183V181H214L213 180V184H211V183H208V184H202L203 182H202V180L203 179H205V177H207V176H210V177H212L213 175H215V177H216V175H217V173H213L214 171H217L218 169H224V171H228L227 169L229 168V167H234V166H236V165H238V164H241V163H243V165H244V163H245V160H247L248 159V157H247V159L245 158H243L244 156H245V154H244V156H241V155H239V154H241L239 151H241V150H245V149H247L246 147H245V145H244V147H242V146H238V145H231V144H229L230 142H229V137H231V135H232V138H234L233 136H238L239 137V135L240 136H244L243 138H245V135L243 134V133H249V134H247V135H249L250 137H253V138H250V137H247V135H246V138H250V139H256V141H253V142H255V143H257L258 141L257 140H259V142L260 141H264V130H261V129H259V128H255V126H256V124H255V122H252V124H254V127L253 128H250L249 127V129H248V126L251 124V118L254 116L255 118H257V119H259V120H264V105H260V106H257V107H255V109H249V108H247L245 105H242V106H239L238 105V107H234L233 106V108H229V109H227L224 113H223V111H222V114H214V116L216 117L215 119H213L212 121H210L209 120V122H213L214 124L215 123H218V124H220V125H218V126H215V127H213V126H209V127H211V128H209V127H204V128H200L202 125H205V121H203V119H202V114L200 113V115L199 114H196L195 112L193 113V114H189V115H187V117H185V118H182V117H170L169 116V121L166 123L167 124V126H170V125H179V128H180V126H181V128L184 126V124L187 126L188 124L189 125H192L191 127H192V129L193 128H197V127H199L197 130H195L192 134H187V135H184L183 136V134H185V133H183L182 135H180L182 138H185V137H188V135H191V137H188V139H186V140H182L181 142L179 141V144H182L183 143V145L184 144H188V143H190V144H188V145H190V147H192L193 146V148H200L201 147V149L203 148V150L205 149V150H208V152L206 153L205 151L204 152H201V153H199L197 150H195V151H197V153L195 152L194 154H192L190 151H189V149H188V152H190L191 153V156L188 158V156H186V158L184 157V155L186 154V148H187V146L186 147H184L185 149H184V155H182L183 157L182 158H180L179 156V158L180 159H178V157H177V160H176V158L174 159V161H172V160H170L171 162H166L167 161V159H166V157H168L170 154L168 153H166V151H167V145H166V143H162V142H160V141H157L156 139L158 138V139H163L164 137H163V134H164V132H165V134H169V132L171 133L173 130L171 129V128H173V126L171 127V128H169L168 130H167V132L166 131H164L163 133H161L159 136H156L157 134H156V132L158 133V130H159V132H160V129H159V127L157 128V126L159 125H161L162 127H166V126H164L163 125V123H165V120H166V114ZM221 113V112H220ZM51 114V113H50ZM61 114V113H60ZM64 114V113H63ZM138 114H140V113H138ZM137 114V115H138ZM146 114H148L147 113V111H146ZM155 114H156V111H155ZM172 115V114H171ZM235 115L236 116H238V118H236L235 117ZM61 116V115H60ZM60 116L58 117V119L60 118ZM95 116V115H94ZM139 116V115H138ZM176 116V115H175ZM21 117V116H20ZM62 117V116H61ZM168 117V116H167ZM203 117H205V116H203ZM206 118V117H205ZM5 119V118H4ZM65 119V118H64ZM68 119V118H67ZM72 119V118H71ZM60 120V119H59ZM235 120H237V121H235ZM94 121H96V119L94 120ZM136 121V122H137ZM254 121H255V119H254ZM4 122V120L3 119H1L0 118V124L1 123H3ZM83 122V121H82ZM85 122V121H84ZM89 122V121H88ZM87 122V123H88ZM245 122H249L250 124H248V125H246L245 126ZM63 123V122H62ZM97 123V122H96ZM99 123V122H98ZM213 123H212V125H213ZM244 123V124H243ZM261 124H264V123H262V122H260ZM5 124V123H4ZM137 124V123H136ZM251 124V125H252ZM257 124L259 125V122H257ZM261 124H260V127H261ZM52 125V124H51ZM84 125H86V124H84ZM84 125H82V126H84ZM155 125V126H154ZM157 125V126H156ZM183 125V126H182ZM243 125H244V127H243ZM1 126V125H0ZM80 125L78 124V127H79ZM94 126V127H93ZM185 126V127H186ZM52 127V126H51ZM127 127V126H126ZM176 128H178L177 126H175ZM174 127V128H175ZM203 127V126H202ZM256 127H258V126H256ZM1 128V127H0ZM79 128H83V127H79ZM78 128V129H79ZM125 128V127H124ZM150 128V127H149ZM161 128V127H160ZM173 128V129H174ZM178 128V129H179ZM208 128V129H207ZM262 128H264V127H262ZM127 129V128H126ZM129 129V128H128ZM156 129V130H155ZM162 129V128H161ZM129 130H131V129H129ZM169 130H171V131H169ZM194 130V129H193ZM60 131V130H59ZM119 131V130H118ZM155 131V132H154ZM175 131H178V130H175ZM182 131V130H181ZM245 131V132H244ZM7 132V131H6ZM57 132H58V130H57ZM106 132H107V134L108 135H106ZM149 132V133H148ZM236 132H239V133H242V135L241 134H235ZM80 133V132H79ZM112 133H114V132H112ZM117 133V132H116ZM222 133V134H221ZM223 133L225 134V135H223ZM104 134V135H103ZM133 134H136V133H133ZM164 134V136H165V138H167V136ZM177 134V133H176ZM235 134V135H234ZM78 135V134H77ZM178 135V134H177ZM252 135V136H251ZM9 136V135H8ZM132 136H134V135H132ZM172 136V135H171ZM180 136L178 135V138H180ZM210 136H215V138L214 139H216V142L215 143H213V142H211L212 144H206L205 143V141L207 140V138H210ZM229 136V137H228ZM129 137H130V135H129ZM76 138V137H75ZM127 138L130 140V141H128L127 140ZM138 138H140V139H138ZM171 138V137H170ZM229 138V139H228ZM237 138V137H236ZM72 139V138H71ZM172 139V138H171ZM174 139V138H173ZM70 140V139H69ZM74 140V139H73ZM72 140V141H73ZM133 140H135V141H133ZM144 140H155V142H150L149 144H147V143H145V144H143V142H144ZM166 140V139H165ZM231 140V139H230ZM240 140H243V139H241V137H240ZM244 140H247V139H244ZM133 141V142H132ZM212 141V140H211ZM239 141V140H238ZM66 142L67 141H65V144H66ZM69 142H71V141H69ZM207 143H208V141H206ZM209 142H210V139H209ZM249 142H252V141H249ZM249 142H247V143H249ZM62 143V142H61ZM60 143V144H61ZM158 143H160V144H158ZM169 143H171V142H169ZM175 143V142H174ZM239 144L240 143H242L241 141L240 142H238ZM237 143V144H238ZM244 143H246V142H244ZM246 143V144H247ZM262 143H264V142H262ZM64 144V143H63ZM62 144V145H63ZM147 144V145H146ZM165 146L166 145V148L165 147H163V145ZM254 144V143H253ZM61 145V146H62ZM70 145V146H69ZM142 145H144V146H142ZM250 145H252L251 143H250ZM249 145V146H250ZM258 145V144H257ZM177 146V145H176ZM180 146V145H179ZM232 146V147H231ZM254 146H256L255 144H254ZM63 147V146H62ZM172 147V146H171ZM233 147H238L237 149H239L240 147L242 148L241 150L239 149L238 150V153L239 154H235L236 152H234L233 154H230L229 152H232V151H230V150H232V149H234ZM257 147V146H256ZM255 147V148H256ZM44 147H42V149H43ZM180 148V147H179ZM188 148H189V146H188ZM193 148H190V149H193ZM252 148V147H251ZM32 149V148H31ZM37 149V148H36ZM51 149V148H50ZM59 149V148H58ZM201 149H198V150H200V151H202ZM250 149V148H249ZM254 149V148H253ZM256 149H259V148H256ZM80 150H86V151H84L83 153H81V155L79 154L78 155V153H80L79 151ZM211 150V151H210ZM171 151V150H170ZM212 151H214L213 153H210V152H212ZM234 151H236V150H234ZM249 151V150H248ZM261 151L262 152H264V149H262L261 148ZM47 152H49V153H47ZM33 154V153H32ZM154 154H157L158 155V158L160 157V159H157V161L159 160V162H157L158 163V168H159V164H164V166H165V168L163 169L162 168V166H161V171H158V173H157V168H153V169H157L156 170V172H155V170L153 171L152 170V172L150 171H148V173H146V172H144V173H142L141 175H139V173H138V175L136 176V174L134 175V174H132L131 176V183L132 184H137L138 185V187H140V189H138V187L137 186H134L133 187V185H132V187H131V189L129 188L128 190H130V191H126L125 189V192L123 191V190H121V189H123V187L121 188V186H123V184H124V182H122V181H124V179H123V177H125L126 175H127V173L128 172H126V174L125 173H123V172H119V170H121V169H119V167L121 168V167H124V168H129V166H131V168H133L134 167V165H136V164H139V163H141V165H142V163H145V162H142V161H145V159L147 160V162L149 163V162H151L150 161V158L152 159H155L154 158V156L155 157H157L156 155H154ZM25 155V154H24ZM152 155H154L153 157H152ZM179 155H180V153H179ZM29 156V155H28ZM89 156H94V159H92V160H88V162H85V164L84 165H78V168H75L74 170H71V171H68V169H67V167L69 166V165H71V164H73V161H75V160H79V159H82V160H84L83 158H86V157H89ZM136 156L138 157V158H140V160H142L141 162L139 161V163L136 161V164H135V158H136ZM249 156V155H248ZM252 156V155H251ZM32 157V156H31ZM148 157H149V159H148ZM261 157V156H260ZM260 157H258V155H255L254 156V158L252 159V158H250L251 160H254L255 161V159H258V160H260V161H262V162H264V157H262V158H260ZM33 158V157H32ZM172 158H174V157H172ZM5 159V158H4ZM30 159V158H29ZM152 159V160H153ZM170 159V158H169ZM249 159V160H250ZM33 160V159H32ZM134 160V161H133ZM249 160H247V161H249ZM250 160V161H251ZM257 160V161H258ZM87 161V160H86ZM169 161V160H168ZM25 162V161H24ZM253 162V161H252ZM252 162H251V164H252ZM4 163V162H3ZM17 163V162H16ZM82 163V162H81ZM132 163H134V165L132 164ZM147 163V164H148ZM152 163V162H151ZM129 164V165H128ZM146 163L144 164V166L145 165H147ZM246 164V163H245ZM16 165V164H15ZM128 165V166H127ZM248 165V164H247ZM262 165V164H261ZM260 165V166H261ZM133 166V167H132ZM156 166V165H155ZM249 166V165H248ZM252 166V165H251ZM259 166V167H260ZM3 167H5V168H3ZM84 167H88V169H83ZM113 167H116V168H113ZM118 167V168H117ZM141 167V166H140ZM233 167H232V170H234L233 169ZM69 168V167H68ZM131 168H130V170H131ZM135 169H137V167H134ZM133 168V169H134ZM138 168H139V166H138ZM235 168V167H234ZM261 168H264V167H261ZM15 169H16V171H15ZM71 169V168H70ZM116 171H115V170ZM117 169H118V171H117ZM163 169V170H162ZM255 169L256 168H254V164H253V167H240L239 169H237V167H236V169H235V171L233 172V173H231V171H228V172H230L231 174H230V176L228 175V177H229V182H233V181H235V180H237L238 179V177L239 176H241V177H245V176H248V175H250V174H252L253 172H256L255 171ZM259 169V168H258ZM7 172H5V171ZM21 170H24V172L25 173H23ZM113 170V171H112ZM122 170H123V168H122ZM148 170V169H147ZM261 170V169H260ZM94 171H100L98 174H96V172H95V175H93L92 173V176H91V174H90V176L89 175H87L86 173H88V172H94ZM127 171V170H126ZM262 171H264V170H262ZM47 172H51L50 174H47ZM86 172V173H85ZM116 172V173H115ZM219 172H223L222 170L221 171H219ZM261 172V171H260ZM120 173V174H119ZM121 173H123V174H121ZM227 173V172H226ZM225 173V174H226ZM262 173V172H261ZM56 174H59V175H57V176H55V177H53L54 175H56ZM83 174H84V176L85 177H83ZM194 175L195 176V178L196 179H193V180H190L189 179V175ZM255 174V173H254ZM254 174H253V177L251 176L249 179H247V180H245L243 183H241L240 181H239V183H240V185H239V188H238V190H237V192L239 193V192H242V193H244V194H246V193H248L249 191L251 192L252 190H254L253 188H255V187H260V186H262V187H264V174H256L255 176H254ZM121 175V176H120ZM124 175V176H123ZM130 175V174H129ZM212 175V176H211ZM219 175L220 174H218V176L217 177H219ZM47 176H50V177H53V178H51V179H48V178H46ZM88 176V177H87ZM135 176V177H134ZM161 176V175H160ZM165 177L166 175H162V177ZM224 176V175H223ZM226 176V175H225ZM122 177V178H121ZM128 176H126V178H127ZM137 177V178H136ZM175 177H178V179L176 180L175 179ZM216 177V178H217ZM221 177H222V175H221ZM125 178V179H126ZM129 178V177H128ZM126 179L127 181L129 180L130 181V178L129 179ZM132 178H133V180H132ZM136 180H135V179ZM156 178V177H155ZM191 178H194V177H191ZM231 178V179H230ZM248 178V177H247ZM74 180V181H70V180ZM123 179V180H122ZM161 179V178H160ZM165 180H166V178H164ZM208 179H209V177H208ZM227 179V178H226ZM120 180H121V183H120ZM125 180V182L127 183V181ZM135 180V181H134ZM175 180H176V182H175ZM217 180V179H216ZM132 181H134V182H132ZM221 181H222V179H221ZM220 181V182H221ZM222 181V182H223ZM241 181H242V179H241ZM175 182V183H174ZM209 182H211V181H209ZM37 183H41L42 185H41V187H40V185L38 186V185H36V186H34V184H37ZM146 183V184H145ZM205 183H206V181H205ZM238 183V184H239ZM119 184H121L120 185V192L118 193V191L117 190H119V188H118V186H119ZM149 185V186H146V185ZM230 184V183H229ZM233 184H235V183H233ZM118 185V186H117ZM140 185V186H139ZM142 185V186H141ZM171 185V186H172ZM179 185V184H178ZM50 186H52V187H54V186H57V187H54L53 189H51L52 187H50ZM126 185L124 184V188H128V187H125ZM225 186V188H226V191L229 189H227V187ZM49 187V191H48V189H46V188H48ZM112 187H115L114 188V190L115 191H117V193L116 192H114V193H116V195H112V194H114V193H112L111 195L114 197L112 200H110L109 201V198L111 197H108L107 195H104V196H107V200H108V203L106 202L107 200L104 198V196L101 194L102 192H100V194H98L97 196H93V197H89V198H84L85 196V194L86 195H91V194H93V193H95L94 191L96 190V192H97V190L99 191V190H101V188H110V189H112ZM137 187V188H136ZM235 187V186H234ZM118 188V189H117ZM132 188L134 189H137V190H132ZM47 191H46V190ZM102 189V190H103ZM105 189V190H106ZM165 189V190H166ZM233 190V187L232 188H230V190ZM234 189H236V188H234ZM256 189V188H255ZM113 190V191H114ZM139 190V191H138ZM170 190V189H169ZM109 191H111V190H109ZM113 191H111V192H113ZM123 191V192H122ZM225 191V192H226ZM234 191V190H233ZM262 191V190H261ZM138 192L139 194H136V193ZM166 192V191H165ZM228 192V191H227ZM231 192V191H230ZM258 191H256V196L257 197H259L260 195H258L259 193H260V191H259V193H257ZM91 193V194H90ZM229 193V192H228ZM83 194V198H82V200L81 199H79L78 197H81V195ZM97 194V193H96ZM107 194V193H106ZM110 194V193H109ZM141 195L142 196V198H138V196L136 197V195ZM155 194H154V197H155V199H156V196H155ZM167 194V193H166ZM250 194H252V193H250ZM100 195V196H99ZM102 195V196H101ZM164 195H165V193H164ZM168 195V194H167ZM227 196H225V198L222 200L220 197H222V196H219L218 198H220L221 200H219V202H217V204H223L224 203V205L225 204H228V203H230L231 204V199H233V200H235L234 199V197L232 198L231 197V195L229 196V194H226ZM247 195H249V194H247ZM247 195H245V196H247ZM254 195V196H255ZM141 196H139V197H141ZM159 196V195H158ZM244 196V197H245ZM252 196V195H251ZM253 196V197H254ZM136 197V198H135ZM160 197V196H159ZM162 197V196H161ZM165 197V196H164ZM243 197V196H242ZM78 198V199H77ZM137 198L139 199V200H137ZM171 198V199H172ZM215 198H217V197H215ZM249 198V197H248ZM252 198V197H251ZM261 198V197H260ZM142 199H144V201L142 202ZM164 199V198H163ZM166 199H168V198H166ZM170 199V198H169ZM173 199H172V201H173ZM237 199V198H236ZM154 200V199H153ZM158 201H159V198L157 199ZM165 200V199H164ZM164 200H161L160 202H162V201H164ZM198 200V199H197ZM202 200V199H201ZM206 200V199H205ZM218 200V199H217ZM231 200V201H230ZM247 200V199H246ZM256 200V199H255ZM262 200H264V198H262ZM112 201V202H111ZM157 201V202H158ZM168 201V200H167ZM203 201V200H202ZM216 201V200H215ZM253 201V200H252ZM260 201V200H259ZM111 202V203H110ZM148 202V203H149ZM152 202H154V201H152ZM159 202V203H160ZM169 202V201H168ZM168 202H167V204H168ZM171 202V201H170ZM209 202V201H208ZM105 203L107 204V206L105 205ZM143 203H144V205H143ZM196 203V202H195ZM199 203V202H198ZM210 203V202H209ZM212 203H213V201H212ZM108 204H109V206H108ZM150 204H152L151 202H150ZM156 204V203H155ZM161 204V203H160ZM164 205H166L165 203H163ZM170 204V203H169ZM181 204V203H180ZM188 204H190V203H188ZM192 204V203H191ZM216 204V207L218 206ZM142 205V206H141ZM179 205V204H178ZM182 205V204H181ZM202 205V204H201ZM208 205V204H207ZM104 206H106V207H104ZM143 206H145V207H143ZM152 206V205H151ZM154 206V205H153ZM152 206V207H153ZM158 206V205H157ZM155 207V208H152L151 209V211L148 209V210H146V212H144V213H147V212H152V211H155V209H157V208H159V210H160V208H163V207ZM186 206V205H185ZM184 206V207H185ZM195 206V204L193 205V207ZM206 206V205H205ZM213 206V205H212ZM172 207V206H171ZM179 207H180V205H179ZM179 207H176V208H179ZM182 207V206H181ZM193 207H191V208H193ZM209 207H211L210 205H209ZM215 207V206H214ZM213 207V208H214ZM215 207V208H216ZM106 208V209H105ZM139 208V209H140ZM169 208V207H168ZM186 208V207H185ZM195 208H199V207H195ZM201 208V207H200ZM250 208V207H249ZM249 208H248V210H249ZM134 209H137L135 212H134ZM141 209V210H142ZM163 209H165V208H163ZM171 209V208H170ZM169 209V210H170ZM194 209V208H193ZM192 209V210H193ZM225 209V208H224ZM255 209H257V208H255ZM162 210V209H161ZM169 210H167V211H169ZM176 210V209H175ZM174 210V211H175ZM180 210V209H179ZM179 210H177V212L179 211ZM191 210V211H192ZM198 210H200V209H198ZM201 210H202V208H201ZM222 210V212L221 213H223V212H225V211H223V209H221ZM247 210V209H246ZM253 209H251V211H252ZM257 210H259V209H257ZM261 210V209H260ZM262 210H264V209H262ZM262 210H261V212H262ZM30 211H32V212H30ZM96 212V214H95V212ZM145 211V210H144ZM166 211V212H167ZM189 211V210H188ZM203 211V210H202ZM229 211V210H228ZM227 211V212H228ZM77 212H79V213H81V212H85V213H87V214H91V215H87V214H83V215H81V216H79L78 214H77ZM97 216V212L98 213H100V215L102 214V213H107L105 216L103 215V216H100V215H98V217H95V215L93 214V213ZM124 212V213H125ZM162 212V211H161ZM166 212H164V213H166ZM176 212V213H177ZM201 212V211H200ZM230 212V211H229ZM228 212V213H229ZM248 212V211H247ZM250 212V211H249ZM260 212V211H259ZM74 213H76L77 214V216L74 214ZM109 213H110V215H109ZM112 213V214H111ZM157 213V212H156ZM172 213H174L173 212V209L172 210H170L169 212H167L166 214H163L162 213V216L160 215V217L158 216V218H157V220L156 221H158V220H160V221H164V220H166V219H168V218H171L172 219V217L170 216V215H172ZM179 213V212H178ZM194 213H196L195 211H194ZM221 214V213H219V212H216L215 214ZM262 213H264V212H262ZM68 214V215H67ZM72 214H74L73 216H72ZM142 214V213H141ZM148 214V213H147ZM161 214V213H160ZM183 214V213H182ZM198 214H199V212H198ZM205 214V213H204ZM227 214V213H226ZM226 214H223V215H225V217H226ZM250 214H251V212L249 213V215L248 216H250ZM62 215H64L63 217H62ZM69 215H71V216H69ZM94 215V216H93ZM146 215V214H145ZM151 215V214H150ZM157 215H159L158 213H157ZM181 215V214H180ZM180 215H177V218H178V216L180 217ZM222 215V214H221ZM220 215V216H221ZM223 215H222V217H223ZM251 215H256V214H251ZM258 215V214H257ZM261 215V214H260ZM128 216V217H129ZM176 217V215L174 214L173 215V217ZM182 217H183V215H181ZM196 216V215H195ZM198 216V215H197ZM201 216V215H200ZM202 216H203V212H202ZM122 217V216H121ZM153 217H155V215L153 216ZM174 217V218H175ZM218 217V216H217ZM225 217H223V218H225ZM228 217V216H227ZM119 218V220H117ZM173 218V219H174ZM219 218V217H218ZM122 219V218H121ZM126 219V218H125ZM172 219V220H173ZM176 219V218H175ZM52 220V222H50ZM95 220H98V222L97 223H95ZM123 220V219H122ZM127 220H129V219H127ZM160 221H158V222H160ZM213 222V221H212ZM128 223V222H127ZM135 223L133 224V225H135ZM139 223H140V221H139ZM157 223V222H156ZM160 223H162V222H160ZM116 224V225H115ZM120 224V223H119ZM118 224V225H119ZM151 224V223H150ZM158 224V223H157ZM262 224H264V223H262ZM261 224V226H264V225H262ZM113 225H115V228L114 227H111V226H113ZM125 225H127V224H125ZM44 226H46L45 228H44ZM80 226H81V228H80ZM99 226V227H100ZM43 227V228H42ZM139 227V226H138ZM215 227V226H214ZM217 227V226H216ZM42 228V229H41ZM128 228V229H129ZM137 228V227H136ZM171 228V227H170ZM210 228H211V226H210ZM213 228V227H212ZM210 229V230H208L209 229V227H208V229L206 228V232L207 233H209L210 234V237H211V239L209 238V240H208V245H221V244H225V242L227 243V242H230L231 240L233 241V239L235 238L234 236L235 235H233V234H227V233H224L225 231H223V232H220V231H222V230H218L217 228H213V229ZM39 229H41V230H39ZM124 232H125V230L123 229V228H121ZM139 229V228H138ZM143 229V228H142ZM168 229V228H167ZM186 229V228H185ZM260 229L262 230V228L260 227ZM134 231H136L135 230V228L133 229ZM172 230H173V228H172ZM172 230H169V232L167 233L168 234V236H170V245H172V246H182V247H184V250L186 249L188 252H190L189 253V255L190 254H192L193 256H197L198 254H200L201 253V251H200V249H199V247H198V244H197V241H196V239L195 240H193L192 238H191V236L192 235H189V234H187V231L186 232H179V233H175V232H173ZM208 230V231H207ZM224 230V229H223ZM64 231V232H63ZM167 232V231H166ZM67 233V232H66ZM69 233V232H68ZM188 233H190V232H188ZM201 233V232H200ZM203 233V232H202ZM201 233V234H202ZM233 233V232H232ZM78 234V233H77ZM80 234V233H79ZM133 234V233H132ZM166 234V235H167ZM67 235V234H66ZM57 236V235H56ZM58 238V237H57ZM106 240H104V241H106ZM66 241V240H65ZM80 241H78V242H80ZM248 241V240H247ZM56 242H58V241H56ZM77 242V243H78ZM85 242V241H84ZM88 242H89V240H88ZM87 242V243H88ZM99 242H100V240H99ZM103 242V241H102ZM102 242H100L101 244H102ZM110 242H106V243H110ZM77 243H75L76 245H77ZM80 243H83V242H80ZM86 243V244H87ZM105 243V244H106ZM56 244V243H55ZM54 244V246L56 247V245ZM58 244V243H57ZM70 244V243H69ZM85 244V243H84ZM84 244L83 245H81V246H84ZM85 244V245H86ZM91 244H93V243H91ZM100 244V245H101ZM110 244H112V243H110ZM109 244V249H108V251L109 250H111L112 251V249H111V245ZM59 245V244H58ZM96 245V244H95ZM94 245V246H95ZM99 245V244H98ZM97 245V246H98ZM113 245V244H112ZM52 246L53 245H51V248H52ZM77 246H79V244L77 245ZM81 246H79V247H81ZM87 246H89V245H87ZM104 246V245H103ZM106 246V245H105ZM111 246V247H110ZM116 245H113V247H115ZM53 248L54 250L55 249H57L58 250V248L60 247H56V248ZM64 247H66V246H63V248ZM79 247H77V248H79ZM84 247H86V246H84ZM90 247V246H89ZM89 247L87 248V249H89ZM117 247V246H116ZM82 248V247H81ZM98 248H99V246H98ZM102 248V247H101ZM83 249V248H82ZM91 249V248H90ZM56 250V252H59V251H57ZM66 250V249H65ZM86 250V249H85ZM84 250V251H85ZM38 251V250H37ZM50 252H51V250H49ZM80 251V250H79ZM83 251V250H82ZM83 251V252H84ZM107 252V251H106ZM186 252V251H185ZM51 253H53V252H51ZM109 254H111V252H109ZM50 256H51V254H49ZM52 255H54V254H52ZM55 255H56V253H55ZM44 256H46V253L44 254ZM49 256V258H53V257H50ZM57 256V255H56ZM0 257H2V255L0 256ZM40 257V256H39ZM42 258V257H41ZM40 258V259H41ZM45 258V257H44ZM44 258H42L43 260L42 261H40V262H44L45 260H44ZM49 258H48V263H50L51 261H54V260H49ZM57 258H59V256L57 257ZM71 258H73L72 256H71ZM70 258V259H71ZM98 257L96 256V259H97ZM54 259H55V256H54ZM60 259V258H59ZM74 259V258H73ZM73 259H71V260H73ZM94 259V258H93ZM27 260V259H26ZM56 260V259H55ZM70 260V261H71ZM39 261V260H38ZM58 261H60V260H58ZM68 261H69V259H68ZM94 261V260H93ZM40 262H39V264H40ZM47 262V261H46ZM73 262H74V260H73ZM52 263V262H51ZM50 263V264H51ZM55 263V262H54ZM63 263V262H62ZM67 264V261H65L64 262V264ZM70 264H71V262H69ZM68 263V264H69ZM76 263V262H75ZM0 264H17V262L16 263H11V262H8V261H4V260H2L1 258H0ZM18 264H20V263H18ZM26 264V263H25ZM45 264H47V263H45ZM56 264H58V262L56 263ZM73 264V263H72ZM78 264V263H77ZM90 264V263H89ZM93 264V263H92ZM100 264V263H99Z\"/></svg>",
  "mask_w": 264,
  "mask_h": 264
}]
</instances>
